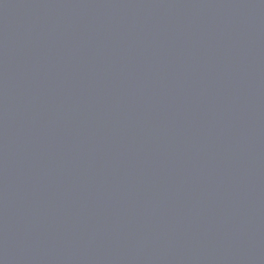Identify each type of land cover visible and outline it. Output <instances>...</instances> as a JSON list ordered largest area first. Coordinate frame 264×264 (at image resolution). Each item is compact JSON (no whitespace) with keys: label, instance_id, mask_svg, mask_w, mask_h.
<instances>
[{"label":"water","instance_id":"obj_1","mask_svg":"<svg viewBox=\"0 0 264 264\" xmlns=\"http://www.w3.org/2000/svg\"><path fill=\"white\" fill-rule=\"evenodd\" d=\"M0 264H264V0H0Z\"/></svg>","mask_w":264,"mask_h":264}]
</instances>
